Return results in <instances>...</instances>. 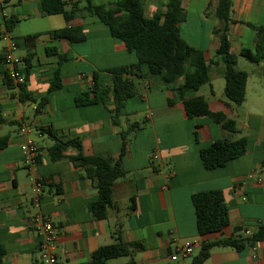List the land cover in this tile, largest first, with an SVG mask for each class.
Segmentation results:
<instances>
[{"label":"crops","instance_id":"0c3cea01","mask_svg":"<svg viewBox=\"0 0 264 264\" xmlns=\"http://www.w3.org/2000/svg\"><path fill=\"white\" fill-rule=\"evenodd\" d=\"M42 1L0 0V107L6 120L0 124V138L9 136L7 147L0 151V247L6 252L0 264H44L40 234L31 226L38 213L56 229L58 264L89 263L95 251L114 243L112 234L118 225L124 243L145 246L134 256L137 264H175L179 261L172 262L170 255L177 245L200 250L203 242L244 239L248 230L252 236L264 233V60L256 64L241 55L242 51L256 55L258 32L253 27L264 28V0H231L230 52L238 57L236 69L248 75L241 106L225 96L224 64L216 55V30L223 26L215 15L217 0H185L182 4L186 13L185 22L179 25L182 39L203 52L206 60L218 62L210 69V82L187 97H203L212 113H222L236 123L234 133L206 117L189 118L176 93L155 77L142 81V96L126 102L119 126L112 123L113 102L78 107L76 99L94 86L95 75L102 87L110 89L113 77L108 70L135 64L137 57L96 16L78 13L69 22L62 15L43 16ZM168 1L144 0L146 17L164 13ZM12 17L18 22L10 32L6 22ZM66 27L81 28L85 41L71 44L51 37L53 31ZM10 40L22 72L29 68L26 88L37 100L47 94L54 73L61 72L62 87L41 113H37V104L21 103L20 90L4 81V50ZM60 55L66 60L60 61ZM133 123L143 126L127 137L121 161L125 175L115 183L114 208L107 219L96 220L91 208L99 199L96 187L68 159L51 161L48 149L53 142L39 129L52 128L63 141L80 140L86 155L115 161L123 144L120 133ZM33 134L44 146L32 140ZM239 139L247 140L243 157L223 169L204 168L202 150L219 140ZM28 142L39 149L33 167L22 153ZM75 154L73 149L66 153ZM211 191L222 192L230 225L200 236L192 197ZM35 198H39V207ZM194 258L190 263L181 260L182 264H193ZM120 259L108 264L131 260ZM205 264H264V239L242 251L215 247Z\"/></svg>","mask_w":264,"mask_h":264},{"label":"trees","instance_id":"16d2710c","mask_svg":"<svg viewBox=\"0 0 264 264\" xmlns=\"http://www.w3.org/2000/svg\"><path fill=\"white\" fill-rule=\"evenodd\" d=\"M143 1L117 0L110 7L94 5V0L75 2L72 0H43L41 2L43 16L62 15L67 22L73 20L78 13L96 16L102 24L108 27L111 36L124 44L126 49L137 57L135 64L108 70L113 77L110 89L102 87L95 75L94 86L76 99V105L83 107L113 102L114 109L111 111V119L115 126H119L121 112L126 102L142 96L145 90L142 87V81L155 77L176 93L189 118L206 117L220 125L225 131L236 132V123L222 113H212L203 97H187L188 93L197 92L210 82V69L218 62L206 60L203 52L194 49L182 39L179 25L186 20V13L182 7L185 0H169L166 11L157 13L152 18L146 17ZM81 4H84L83 8L79 7ZM68 6H71L69 10ZM231 14L232 1L217 0L215 15L223 26L216 30L219 36V48L216 55L224 64L225 96L230 103L241 106L246 100L248 75L236 69L238 57L230 52L229 27L233 23ZM17 22L16 17L10 18L6 22L7 29L10 32L13 31ZM253 28L258 32L256 55L252 57L248 51H242L241 55L258 64L264 60V28ZM51 37L71 44L81 43L86 39L81 28L67 27L53 31ZM52 51L56 52L55 49ZM52 51L48 50V53ZM59 57L60 61L66 60L65 56L60 55ZM28 70L29 68L24 72L26 81L29 75ZM4 81L9 86L12 84L6 74ZM61 87V72L57 70L44 97L37 100L27 92L25 84L19 88V99L21 103L37 104V113H41L49 104L51 95L59 91ZM173 103L174 101L171 100L170 104ZM4 123L6 120L0 107V124ZM142 126L140 123H133L126 131L120 133L123 144L120 156L115 161L108 157L86 155L80 140L63 141L52 128L39 129L42 135L53 142L48 149L51 161L58 162L68 159L96 187L99 199L91 207L92 215L96 220L107 219L109 211L114 208V186L125 175L121 161L126 153L127 137L141 129ZM8 142L9 136L0 138V151L7 147ZM70 149L75 150L76 154L67 156L66 153ZM246 153V139L219 140L202 150L200 158L204 168L211 171L225 168L230 162L243 157ZM192 204L200 236L221 232L230 225L229 211L222 192L211 191L195 194L192 197ZM120 235L121 226L118 225L112 234L114 243L95 251L87 264H108L110 260L119 258H131L128 264H137L134 256L143 252L145 246L142 243H124ZM262 239H264V233L260 231L246 239L230 237L213 242H203L199 254L193 259V264H205L215 247L242 251ZM5 255V250L0 247V262Z\"/></svg>","mask_w":264,"mask_h":264},{"label":"built area","instance_id":"2783aa9c","mask_svg":"<svg viewBox=\"0 0 264 264\" xmlns=\"http://www.w3.org/2000/svg\"><path fill=\"white\" fill-rule=\"evenodd\" d=\"M6 38V37H5ZM15 50V44L13 41H9L8 45L4 50V61L6 65V75L11 80L12 84L19 89L21 86L26 84V77L24 72L20 69L21 62L16 59L13 55ZM22 153L24 159L29 167H33L37 163V157L39 149L33 143H26L22 147ZM154 160L158 159L157 155H153ZM259 182L261 180L259 179ZM35 206L39 207V198L34 200ZM31 226L34 227L40 234V256L44 264H58V259L54 249V239L56 235V229L54 224L49 218L41 213L36 214L31 219ZM244 239L251 237V231H245L243 233ZM194 248L192 245H177L170 255V260L172 262H177L179 260L189 259L193 256Z\"/></svg>","mask_w":264,"mask_h":264},{"label":"rangeland","instance_id":"374dc122","mask_svg":"<svg viewBox=\"0 0 264 264\" xmlns=\"http://www.w3.org/2000/svg\"><path fill=\"white\" fill-rule=\"evenodd\" d=\"M117 0H94V5H105L107 7L112 6ZM32 140L34 141H39L38 137L33 134ZM47 141V140H45ZM41 144H43V141H39ZM44 146V144H43ZM122 204L124 205V202H122ZM199 254V249L195 248L194 253H193V257H196ZM192 258V257H191ZM191 258H189L188 262L190 263ZM120 260H126V258H121ZM175 264H182V261L179 260V262L175 263Z\"/></svg>","mask_w":264,"mask_h":264}]
</instances>
